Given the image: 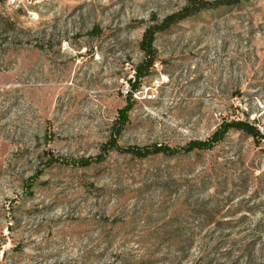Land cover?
<instances>
[{"label": "rangeland", "instance_id": "374dc122", "mask_svg": "<svg viewBox=\"0 0 264 264\" xmlns=\"http://www.w3.org/2000/svg\"><path fill=\"white\" fill-rule=\"evenodd\" d=\"M189 2L0 0V264H264V138L72 163L107 140L144 30ZM210 5L155 33L120 145L264 134V0Z\"/></svg>", "mask_w": 264, "mask_h": 264}, {"label": "trees", "instance_id": "16d2710c", "mask_svg": "<svg viewBox=\"0 0 264 264\" xmlns=\"http://www.w3.org/2000/svg\"><path fill=\"white\" fill-rule=\"evenodd\" d=\"M240 0H216L211 3L204 0H190L189 5L175 14L168 16L159 24H154L147 27L142 35V39L139 44V48L142 52L141 61L134 68V80L130 81L131 88L125 95V103L122 107L118 108L117 115L114 118L110 133L107 140L101 145L100 152L95 156H88L73 160L72 163L80 166H88L92 163H98L104 160L105 154L111 150H115L121 153L130 154L133 157L144 158L149 155L162 154L166 156H172L176 153L190 152L192 150H209L219 143L225 134L230 130H237L246 133L247 135L255 138H264V134H261L256 125L241 119L222 120L216 129L204 139H192L189 140L184 146L175 149L165 144H151V145H120L118 142L119 136L124 127L129 122V112L133 108L134 100L132 94L138 90L141 86V81L146 77L156 60V50L153 45L155 33L167 28L171 23L184 19L188 15H193L204 9V6L219 7L222 5H231L239 2ZM204 5V6H203ZM47 160L45 165H50L53 162L63 161L54 158L50 151L46 154ZM64 162V161H63Z\"/></svg>", "mask_w": 264, "mask_h": 264}]
</instances>
